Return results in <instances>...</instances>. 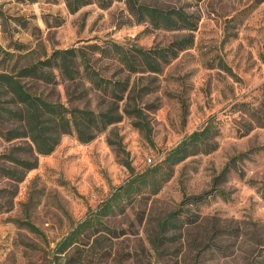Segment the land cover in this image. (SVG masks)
<instances>
[{"label": "rangeland", "instance_id": "374dc122", "mask_svg": "<svg viewBox=\"0 0 264 264\" xmlns=\"http://www.w3.org/2000/svg\"><path fill=\"white\" fill-rule=\"evenodd\" d=\"M146 1L182 7L195 16L196 28L166 30L137 23L122 0L105 8L93 0L74 13L64 0H0V71L15 72L71 46L150 48L189 35L193 40L160 71L130 72L114 54L91 52L103 77L127 85L117 103L119 120L87 143L64 134L48 155L14 150L38 164L20 182L0 172V264H50L56 243L127 181L126 163L135 172L153 165L209 117L218 127L211 139L214 150L187 157L157 194L139 197L123 213L104 218L120 235L108 239L109 234L98 232L107 238L101 244L89 238L82 255L92 264H248L252 256L256 264L264 261V126L251 127L247 108L238 105L255 106L263 98L264 0ZM67 85L58 77L54 92L41 83L33 88L95 112L111 101L89 83L81 100L68 101ZM29 144L27 138L0 136V165L10 166L4 154ZM224 167V176L217 179ZM201 193H207L204 202L186 208L196 222L176 220L177 226L165 233L172 240L156 249L151 238L157 224L185 197ZM23 219L37 230L16 222ZM220 227L226 232L213 237ZM193 237L199 245L196 261Z\"/></svg>", "mask_w": 264, "mask_h": 264}, {"label": "trees", "instance_id": "16d2710c", "mask_svg": "<svg viewBox=\"0 0 264 264\" xmlns=\"http://www.w3.org/2000/svg\"><path fill=\"white\" fill-rule=\"evenodd\" d=\"M64 1L69 12L74 13L78 8L93 0ZM112 1L114 0H95L103 8L110 5ZM122 1L137 23H146L152 28L166 30H194L196 28L195 16L186 13L182 7L157 5L146 0ZM57 25L59 22L54 26ZM192 42L189 35L175 39L162 47H125L118 43H111L106 48L98 45L71 46L55 49L44 59L20 67L15 72L0 71V136L5 140L27 138L30 143L27 147H14L11 153L4 154L10 166L0 165V172L5 177L20 182L25 172L37 167L38 162L37 159L20 158L14 150L17 152L34 151L38 155H48L55 149L64 134H74L79 142L87 143L98 133L104 131L108 125L119 120L116 115L117 103L123 99V94L120 92L125 91L127 85L124 81L113 82L103 77L92 64L91 52L114 54L115 59L130 72H137L141 69L160 71L161 64L167 63L179 51L190 47ZM58 77L68 83L65 91L68 101L81 100L85 96L87 92V88L84 87L85 83L109 94L111 101L105 109L95 112L85 107L68 106L50 97L49 93L44 95L33 88L41 83L54 92L53 86L58 82ZM261 96L263 98L255 106H251L248 102L238 103L240 107L247 108L246 115L250 118L251 127L264 126V83L261 87ZM134 112L141 114L138 108H135ZM7 124L12 125L5 128L4 125ZM217 133V123L213 117H209L201 129L186 135L153 165L135 172L129 163H126L130 172L127 181L114 188L95 209H89L84 219L77 222L56 243L50 264H92L82 255L81 246L86 245L92 236H94L93 242L101 244V240L107 237L98 232L109 234L108 239L120 235L116 228L108 225L103 219L123 213L126 205L139 197L148 198L157 194L164 183L172 177L175 165L199 152L208 153L214 150L215 144L211 139ZM225 171L226 167L222 169L217 179L223 177ZM219 193L223 192L219 191ZM205 194L207 193L185 197L177 210L167 213L157 224V230L151 238L156 249L164 241L172 240L173 235L167 236L165 233L177 226L176 220L183 218L186 223L196 222L194 214H188L186 208L189 205L194 207L204 202ZM2 207L3 203L0 202V209ZM16 222L27 226L32 231L37 230L27 219L16 220ZM225 232L223 227L217 228L213 237L221 236ZM234 235L239 236V231ZM196 241L197 238L193 237L192 245L197 250L194 255L195 261L198 260L199 251ZM208 242L209 239L206 243ZM248 264H256L253 256Z\"/></svg>", "mask_w": 264, "mask_h": 264}, {"label": "built area", "instance_id": "2783aa9c", "mask_svg": "<svg viewBox=\"0 0 264 264\" xmlns=\"http://www.w3.org/2000/svg\"><path fill=\"white\" fill-rule=\"evenodd\" d=\"M148 162H151V159H148Z\"/></svg>", "mask_w": 264, "mask_h": 264}]
</instances>
